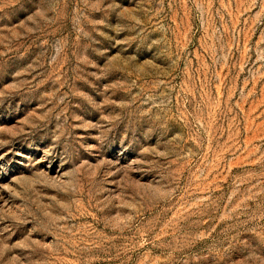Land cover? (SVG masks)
<instances>
[{"label":"rangeland","instance_id":"obj_1","mask_svg":"<svg viewBox=\"0 0 264 264\" xmlns=\"http://www.w3.org/2000/svg\"><path fill=\"white\" fill-rule=\"evenodd\" d=\"M0 264H264V0H0Z\"/></svg>","mask_w":264,"mask_h":264}]
</instances>
